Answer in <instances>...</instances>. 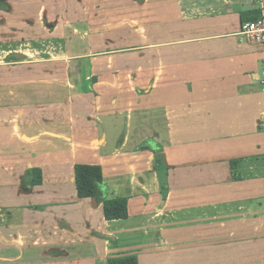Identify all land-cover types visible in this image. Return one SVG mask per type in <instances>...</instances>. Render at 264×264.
Instances as JSON below:
<instances>
[{
	"label": "crops",
	"instance_id": "obj_1",
	"mask_svg": "<svg viewBox=\"0 0 264 264\" xmlns=\"http://www.w3.org/2000/svg\"><path fill=\"white\" fill-rule=\"evenodd\" d=\"M4 1L50 44L0 68V264H264V47L239 34L264 0ZM75 164L125 218L77 195Z\"/></svg>",
	"mask_w": 264,
	"mask_h": 264
},
{
	"label": "trees",
	"instance_id": "obj_2",
	"mask_svg": "<svg viewBox=\"0 0 264 264\" xmlns=\"http://www.w3.org/2000/svg\"><path fill=\"white\" fill-rule=\"evenodd\" d=\"M154 151V167L159 174L161 184V194L163 199L167 192V176L168 165L165 162V157L160 145L151 147L148 141H144L139 147V150L151 149ZM31 176L30 185H35L40 181L39 169H28L26 171L27 178ZM37 178L35 179V176ZM75 188L79 197H94L103 202L104 216L107 220L122 219L127 216V197L106 198L103 186V175L101 166L75 164L74 166ZM107 264H138L137 258L134 255L109 257Z\"/></svg>",
	"mask_w": 264,
	"mask_h": 264
},
{
	"label": "rangeland",
	"instance_id": "obj_3",
	"mask_svg": "<svg viewBox=\"0 0 264 264\" xmlns=\"http://www.w3.org/2000/svg\"><path fill=\"white\" fill-rule=\"evenodd\" d=\"M35 1V0H34ZM9 3L7 1L4 0H0V15L2 16V12L6 9L9 12H14V9L12 7V5H8ZM39 7V5L37 6ZM36 7L33 8V10H35ZM37 9V8H36ZM27 13V12H26ZM11 14V13H10ZM20 14V12H19ZM23 14V13H21ZM12 15V14H11ZM25 18V17H24ZM13 22H17L15 20H0V68L4 65H14L15 62H18L22 57H20L19 54H24L22 51L26 50V49H31L35 46H39L41 48H45L47 47L48 43L45 41H41V40H37V41H30L29 36L25 35L22 37L16 36L14 37V23ZM23 26H25L23 28L22 26V31H24L25 33H31V32H36L34 31V29L39 30L41 29V23H37V24H33L32 23H28V21H23ZM28 23V24H27ZM30 25H35V28H29ZM6 36V37H4ZM23 40V41H21ZM46 49V48H45ZM41 72V70H30L27 69L25 71H22V77H32L31 75H34V72ZM3 71L0 70V78L3 76ZM61 72V69L59 67H56L54 70H49L48 74H50V76H59ZM41 74V73H40ZM18 75L20 76L21 74L18 73ZM17 75V76H18ZM5 78L7 77H11L13 76V74L9 73V74H5L4 73ZM264 137V134L263 136ZM250 164L247 161V165L246 167H249ZM253 166V164H252ZM262 166L264 167V160H263V164ZM253 174V172L250 174L249 172L245 175L246 177H249ZM15 248H13L12 246L7 247L5 250H0V255L4 256L3 258H0V263H4L7 261V257H14L16 255H18L19 253L14 250ZM29 256V253H27ZM28 259L24 262V264H31L29 261V257H27ZM9 263V262H7ZM10 264H18V261L15 262H10ZM38 264H45L42 262H38Z\"/></svg>",
	"mask_w": 264,
	"mask_h": 264
},
{
	"label": "built area",
	"instance_id": "obj_4",
	"mask_svg": "<svg viewBox=\"0 0 264 264\" xmlns=\"http://www.w3.org/2000/svg\"><path fill=\"white\" fill-rule=\"evenodd\" d=\"M239 34L247 41L264 47V13L245 20L240 25ZM264 119V116L261 117Z\"/></svg>",
	"mask_w": 264,
	"mask_h": 264
}]
</instances>
